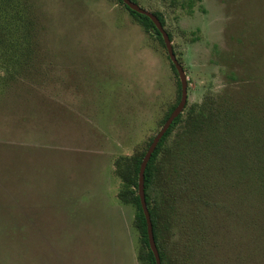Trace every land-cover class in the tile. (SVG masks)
<instances>
[{"label":"rangeland","instance_id":"obj_1","mask_svg":"<svg viewBox=\"0 0 264 264\" xmlns=\"http://www.w3.org/2000/svg\"><path fill=\"white\" fill-rule=\"evenodd\" d=\"M182 1H135L163 15L185 68L182 122L209 98H226L236 115L215 149L202 138L193 148L186 136L177 142L184 155L164 176L172 190L178 178L187 190L177 192L172 264H264V198L255 193L264 0ZM10 2L2 17L18 46L9 51L28 45L19 15L33 21L37 52L24 70L0 71V264H143L136 207L119 198L116 162L147 150L180 100L167 48L119 0Z\"/></svg>","mask_w":264,"mask_h":264},{"label":"trees","instance_id":"obj_2","mask_svg":"<svg viewBox=\"0 0 264 264\" xmlns=\"http://www.w3.org/2000/svg\"><path fill=\"white\" fill-rule=\"evenodd\" d=\"M119 1L123 5H125L132 13V15L140 20L146 26V28L155 30L159 36L161 43L166 47L162 34L158 31L154 22L148 16L130 9L123 0ZM197 1L198 0H183L181 6L192 8ZM10 4V0H5L0 4L3 9L2 13H0V49L4 48L5 50L3 52L7 55V58H9V60L6 59V62L4 61V63L0 67V71H5V67L8 68L12 64L14 65L15 70L20 72L22 69L24 70L27 65V61L24 60L30 61L31 59L36 57L37 50L32 47V44L34 42L32 38L34 36L31 35V32L33 30V21L31 20V18H23L18 15L16 22L20 27L22 26V28H24L22 38H24L26 42H28V45L21 47V55H12L9 50H12L14 49V47L18 46L16 43L13 44V40H10V37L7 34L11 33L9 26L12 22L7 19L5 20L6 22H4V17H2V14H8V5L10 8ZM155 14L160 18L165 27V19L163 15L160 12H155ZM169 35L172 39L171 33H169ZM172 66L178 74L177 69L173 63ZM33 68L34 66H30L29 69L32 71ZM4 74L7 75V73L5 72ZM181 95L182 87L180 81V100ZM179 102L177 101L176 104L167 111L163 120L160 122L161 127L171 115L172 111L177 107ZM232 108L233 104H230L226 98H223L222 101H217L216 99L209 98L201 103L193 105L188 114V117L183 122V113L175 119L169 130L165 133V135L159 142L148 163L145 172L146 200L152 216L155 238L161 253L163 264H172V260L170 257V249L172 244L171 240L172 242H176L179 238L177 226L174 222L176 217L173 216L176 210L178 211L179 206V198L177 196V192L180 190V188L181 190H187V186L184 187L183 185H181L182 181L180 180V178H178V183L176 186L173 184L174 189L172 190L171 183L167 179H165L164 176L165 172L170 169L173 159H181L180 157H177L181 154L184 155L183 149V152L179 151L180 147L177 142L180 138L186 136L187 138L185 139V142L187 141V146L189 145L193 148L195 141L201 140L202 138L204 144L208 146V148L212 147L215 149V146H217V144H220V132L222 131V128H226L225 125L230 123L233 124L234 122L236 114L232 115V113L229 112ZM154 137L149 142V146L151 145ZM195 147L197 146L195 145ZM147 150L141 153H137L131 157L120 158L116 162V169L118 176L123 181L122 189L119 192V198L124 202L131 203L136 207L135 225L140 231L142 241V246L139 251V258L143 264H157L155 255L150 246L147 220L142 208L138 190L140 167ZM176 154H178V156L175 157ZM260 163H262L260 167L261 175L263 177V181L261 183L262 188L261 190H255V193L264 198V160H262V162ZM258 167L259 163H257L256 169Z\"/></svg>","mask_w":264,"mask_h":264},{"label":"water","instance_id":"obj_3","mask_svg":"<svg viewBox=\"0 0 264 264\" xmlns=\"http://www.w3.org/2000/svg\"><path fill=\"white\" fill-rule=\"evenodd\" d=\"M123 1L125 2V4L130 9H132V10H134L140 14L148 16L154 22L156 28L158 29V31L163 36L169 57H170L172 63L175 65L177 72L179 74L180 81H181V87H182L181 100H180L179 104L177 105V107L172 111L171 115L168 117V119L166 120L164 125L161 127L160 131L154 137L151 145L149 146V148H148V150H147V152L143 158V161H142L141 167H140V173H139V188H138V190H139V196L141 199L142 208H143L146 220H147L150 246H151V249L155 255L157 264H163L162 258H161V253H160V250H159L158 244L156 242V238H155L152 216H151V213H150V210L148 207V203L146 200L145 172H146L148 163H149L155 149L157 148L159 142L161 141V139L163 138L165 133L169 130V128L171 127V125L173 124L175 119L178 118L184 112V110L186 108V105L188 103V77H187V74H186V71H185L183 64L179 61L178 56L175 52V49L173 46V41H172L168 31L164 27L163 23L161 22L160 18L155 13L148 11V10L144 9L143 7H141L139 4H137L133 0H123Z\"/></svg>","mask_w":264,"mask_h":264}]
</instances>
